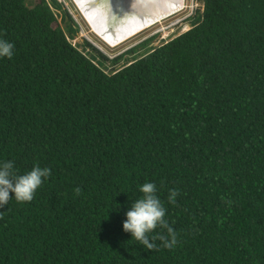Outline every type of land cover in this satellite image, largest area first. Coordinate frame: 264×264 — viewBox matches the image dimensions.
Returning a JSON list of instances; mask_svg holds the SVG:
<instances>
[{"label": "trees", "instance_id": "16d2710c", "mask_svg": "<svg viewBox=\"0 0 264 264\" xmlns=\"http://www.w3.org/2000/svg\"><path fill=\"white\" fill-rule=\"evenodd\" d=\"M200 1L111 56L62 2L0 0V161L51 169L0 208V264H264V0ZM145 182L171 249L123 230Z\"/></svg>", "mask_w": 264, "mask_h": 264}, {"label": "clouds", "instance_id": "9594fccd", "mask_svg": "<svg viewBox=\"0 0 264 264\" xmlns=\"http://www.w3.org/2000/svg\"><path fill=\"white\" fill-rule=\"evenodd\" d=\"M104 4L107 5L106 0H104ZM114 4H116V2H114ZM185 6L186 1L184 0L182 8L179 9L182 10L184 8L183 11L176 9L166 16L161 15L157 20L143 27L140 26L134 29L136 26H133L132 30L129 33H126L127 35L124 34L118 39L120 40L119 42H114L113 46L111 45L113 42L109 44L112 47H115L116 44L128 40L120 46V49H122L129 43L142 41L144 36L147 37L157 34L156 39L159 37L158 41L169 38L174 32L167 37L161 38L158 36V33L151 34L153 30L152 28H154L161 20H166L171 15L178 13L176 11L180 12L177 19L180 18L185 14ZM180 23H184L183 17H181L180 20H176L175 23L174 21L170 22L171 26L174 27H177ZM90 26L92 25L90 24ZM176 30L178 31L179 28ZM94 32L97 31L94 30ZM13 49L14 44L12 42L0 39V58H11L13 56ZM50 175V168H42L39 165H34L30 171L19 174L15 170L13 161H0V208H3L4 205L8 204L11 199H15L19 203L30 202L34 198L37 189L43 184L45 179L50 177ZM74 191L78 195L81 190L77 187ZM139 192L141 193V196L131 202L130 207L125 213L126 219L123 221V230L126 233H130L131 237L135 238L139 244L143 245L145 250H156L158 247L155 242L156 240H159L164 248H173L177 243L176 232L165 219L166 208L156 194V184L153 182H145L139 186ZM176 195V190H170L169 201L174 202V197ZM157 228L165 231L150 237L149 234L153 233Z\"/></svg>", "mask_w": 264, "mask_h": 264}, {"label": "bare ground", "instance_id": "6f19581e", "mask_svg": "<svg viewBox=\"0 0 264 264\" xmlns=\"http://www.w3.org/2000/svg\"><path fill=\"white\" fill-rule=\"evenodd\" d=\"M77 1L92 27L110 44L119 42L118 39L129 33L133 26H136L134 29L143 27L161 15L181 9L184 3V0H117L114 4L112 0H106L105 5L104 0Z\"/></svg>", "mask_w": 264, "mask_h": 264}, {"label": "rangeland", "instance_id": "374dc122", "mask_svg": "<svg viewBox=\"0 0 264 264\" xmlns=\"http://www.w3.org/2000/svg\"><path fill=\"white\" fill-rule=\"evenodd\" d=\"M59 2H62L64 4V8L67 9L75 18L76 22L79 24V32L76 34V39L75 41L80 42L82 41V39L84 37H87L89 40H91L94 44H96L97 46H99L100 48H103V50L108 53L111 56H115L118 53L122 52L124 50V48L120 49V46L123 45L125 42H121L119 44H116L115 47H112L114 45V43H112L111 45L106 42L98 32H94V28L92 26H90V22L87 20V18L85 17V14L81 8V6L79 5L77 0H58ZM186 1V6H185V13L186 14H191L192 10L194 7L197 6H201L202 2L200 0H185ZM99 2H101V0H99ZM98 2V3H99ZM112 2H117V0H112ZM111 2V3H112ZM99 7V5H98ZM184 9V8H183ZM179 10V11H183ZM179 11H176L178 13H176L175 15H171L170 17H168V19L166 20H161L159 23H157L155 25L154 28H152V32L153 33H158L161 38L163 37H167L170 34H172L173 32L177 31L176 29L179 28V30H187L188 29V24L187 23H180L178 24L177 27L171 26L170 22L175 21L176 20H180V18L177 19L178 15L180 14ZM100 20V19H98ZM148 31V29H147ZM159 39V37H158ZM158 39H156L158 41ZM155 41V43L157 42ZM119 45V46H118Z\"/></svg>", "mask_w": 264, "mask_h": 264}]
</instances>
